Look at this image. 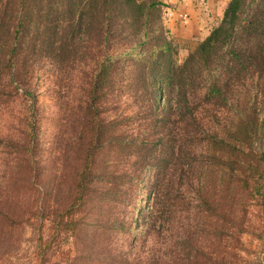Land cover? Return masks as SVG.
Segmentation results:
<instances>
[{
	"label": "trees",
	"instance_id": "trees-1",
	"mask_svg": "<svg viewBox=\"0 0 264 264\" xmlns=\"http://www.w3.org/2000/svg\"><path fill=\"white\" fill-rule=\"evenodd\" d=\"M165 7L0 0V264L25 228L35 264H60L44 237L83 243L75 264H261L264 0H231L183 62ZM49 71L66 131L41 154Z\"/></svg>",
	"mask_w": 264,
	"mask_h": 264
},
{
	"label": "rangeland",
	"instance_id": "rangeland-1",
	"mask_svg": "<svg viewBox=\"0 0 264 264\" xmlns=\"http://www.w3.org/2000/svg\"><path fill=\"white\" fill-rule=\"evenodd\" d=\"M202 10L207 9V0H195ZM171 9L168 10L167 16L164 15V22L165 25L167 26L170 22V20L173 18L174 19V14L177 11V8L170 7ZM165 9H164V14H165ZM183 12V11H182ZM181 14L184 13H179L178 15L180 16ZM178 16V18H179ZM191 21V18L189 19L188 23ZM184 23V22H183ZM187 23V24H188ZM168 28V27H167ZM170 33L169 36L174 39L175 45H177L178 48V59L180 62H183L187 56L193 52L196 47L198 46L199 42L197 40H192L189 42H179L176 40L174 37V34H172L170 28H168ZM46 65V66H45ZM84 66V64L76 63V70L73 69L67 72L70 74V77L72 78V84L70 79L65 80L62 82L63 86L65 89L62 88V98L61 102H67V101H73V93H74V82H75V76L78 74L79 70L77 68H80ZM37 67V66H36ZM42 67H45L44 69H51L52 66L50 64H43ZM48 67V68H47ZM43 72V70H42ZM65 76V72H63L62 77ZM39 78V77H38ZM41 81V87H40V94H41V108L43 110V118L41 122V133H42V144L44 146V150L41 151V154L48 153L50 154L51 149H57V153L59 152L58 147L55 146V143L61 141L63 143L62 134L66 131L65 126V120L62 114V108L61 104L59 103L60 100L58 98H55V92H54V78L52 71H49L47 74H43L40 77ZM78 79V78H77ZM77 81V80H76ZM66 95V98L63 96ZM73 99V100H72ZM1 154V153H0ZM128 162H118L117 170L123 169ZM72 165L70 164V167ZM0 171L1 174L5 171V167L0 164ZM153 200H150L149 203H151ZM152 204V203H151ZM45 238V243L46 242H51L52 244L58 243L60 248H57V253L55 254V259L57 262L60 264H75L74 261L79 257L75 255H79V250L83 246V243L77 242L78 239H70V238H62L59 241H56V239L51 238V237H44ZM38 239L37 237L34 236L33 232L29 231V229L25 228L24 233L19 231L14 238H9L5 242L6 243H12L13 247L9 249L11 252V255L6 257L4 259L3 264H35V261L33 260V253L37 251L36 246L38 244ZM259 241V240H258ZM41 240L39 244H41ZM77 242L78 248L75 249V244ZM260 244L258 254L261 257V264H264V237L261 239V241L258 242ZM10 247L9 245H6L4 248ZM75 249V250H74ZM71 250H74L75 253L73 254L74 251L71 253V258H68V254L71 252ZM87 256V254H86ZM54 259V257H53Z\"/></svg>",
	"mask_w": 264,
	"mask_h": 264
},
{
	"label": "crops",
	"instance_id": "crops-1",
	"mask_svg": "<svg viewBox=\"0 0 264 264\" xmlns=\"http://www.w3.org/2000/svg\"><path fill=\"white\" fill-rule=\"evenodd\" d=\"M162 1L166 4L164 15L171 9L170 7H173L177 8L179 13H187L191 18V21L185 24L178 12L174 14V19L170 20L167 27L170 28L176 40L179 42L192 40L200 42L209 35L213 27L220 23L231 0H207V9L204 11L195 0Z\"/></svg>",
	"mask_w": 264,
	"mask_h": 264
},
{
	"label": "built area",
	"instance_id": "built-area-1",
	"mask_svg": "<svg viewBox=\"0 0 264 264\" xmlns=\"http://www.w3.org/2000/svg\"><path fill=\"white\" fill-rule=\"evenodd\" d=\"M180 18L185 24H187L190 19V16L187 13H184L180 15Z\"/></svg>",
	"mask_w": 264,
	"mask_h": 264
}]
</instances>
